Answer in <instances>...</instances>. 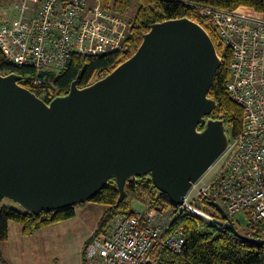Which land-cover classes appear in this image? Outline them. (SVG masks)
<instances>
[{
	"label": "water",
	"instance_id": "obj_1",
	"mask_svg": "<svg viewBox=\"0 0 264 264\" xmlns=\"http://www.w3.org/2000/svg\"><path fill=\"white\" fill-rule=\"evenodd\" d=\"M136 53L86 87L51 102L0 73V209L38 215L91 201L111 181L123 202L130 180L150 177L174 205L226 151L224 123L208 119L222 57L207 30L183 17L151 25ZM200 128H203L200 130ZM214 224L242 235L224 208Z\"/></svg>",
	"mask_w": 264,
	"mask_h": 264
},
{
	"label": "built area",
	"instance_id": "obj_2",
	"mask_svg": "<svg viewBox=\"0 0 264 264\" xmlns=\"http://www.w3.org/2000/svg\"><path fill=\"white\" fill-rule=\"evenodd\" d=\"M192 5L208 34L230 50L231 76L223 88L241 108L242 131L211 167L219 164L214 178L200 185L204 175L171 214H151L147 207L115 218L105 237L86 247V264H148L157 247L181 252L186 242L183 227L171 229L181 213L215 221L190 202L194 191L195 199L217 202L230 219L244 215L247 230L261 225L264 232V15ZM128 30L127 18L103 0H37L36 6L26 1L0 6V51L15 66L33 67L38 86L46 74L65 69L74 55L128 51Z\"/></svg>",
	"mask_w": 264,
	"mask_h": 264
},
{
	"label": "trees",
	"instance_id": "obj_3",
	"mask_svg": "<svg viewBox=\"0 0 264 264\" xmlns=\"http://www.w3.org/2000/svg\"><path fill=\"white\" fill-rule=\"evenodd\" d=\"M109 9L118 15H125L132 6V0H103ZM138 9L134 18L128 20V35L126 44L128 51L124 53L113 52L110 55L98 56L74 55L67 63V67L55 75L46 74L43 85L35 83L36 71L29 66H15L0 51V73H14L20 76V85L34 92L40 99L51 102L56 97L68 94L72 82L77 80L78 87H86L101 79L114 68L132 57L143 41V35L151 28V25L169 19H180L183 17L204 24L199 12L192 4L208 5L230 11H247L256 16L264 15V0H137ZM191 6H190V5ZM214 46L222 57V65L214 78V83L209 91V97L213 99L217 107L209 115L208 119L222 121L234 138L242 131L243 114L241 108L224 90V84L231 76L230 50L224 49L220 42L211 34ZM203 128H200L202 130ZM126 193L123 202L118 203L119 190L114 181L106 185L102 191L95 196L92 202H98L106 206L104 214L98 222L94 234L85 243L84 260L86 258V247L94 239L104 238L110 223L119 216H131L138 212L132 208L134 202H140L148 207L151 214L164 212L165 208L175 209L167 195L160 193L154 188L150 177H141L130 180L125 186ZM204 211L221 220L220 214L214 206L210 205L212 200L201 198ZM144 208V209H145ZM74 207L61 209L55 212H41L38 215L24 212L22 209H11L2 207L0 209V243H4L9 237V224L17 222L22 228L24 237H28L42 228L59 224L62 221L73 218ZM232 219V218H231ZM233 221V219H232ZM234 223V221H233ZM183 227L186 236L185 246L179 253H173L163 247H157L152 253V261L148 264H264V245L245 242L235 236L231 231L221 230L214 222H209L192 212L181 213L171 225V229ZM235 226V224H234ZM235 229L237 227L235 226ZM242 235L254 239H263L262 226L253 227ZM0 260H3L0 252ZM86 261V260H85Z\"/></svg>",
	"mask_w": 264,
	"mask_h": 264
},
{
	"label": "rangeland",
	"instance_id": "obj_4",
	"mask_svg": "<svg viewBox=\"0 0 264 264\" xmlns=\"http://www.w3.org/2000/svg\"><path fill=\"white\" fill-rule=\"evenodd\" d=\"M27 2L28 5H37V0H0V6H8L10 4H18ZM138 9L137 0H132L131 9L124 16L130 20L134 18V14ZM1 16H6L5 13ZM15 22V17H12ZM228 136L232 140L231 129H228ZM219 164H216L202 179V183L214 178ZM196 191L191 193L190 202L198 209H203L201 200L195 199ZM2 207L21 210L20 206L15 202L4 199L1 203ZM134 210L142 212L145 208L144 204L134 202L132 205ZM106 206L92 201H86L83 204L74 206V216L71 219L62 221L59 224L51 225L48 228L39 229L31 236L21 240L20 225L17 222L9 224V243L11 249L15 252L14 258L18 264H86L84 260L85 243L94 234L98 227V222ZM164 214L172 213L171 208H165ZM235 226L243 234L248 232V219L244 215H237L232 218ZM208 221V220H207ZM17 227V228H16ZM0 243V252L3 251ZM2 264H7L4 259L0 260Z\"/></svg>",
	"mask_w": 264,
	"mask_h": 264
},
{
	"label": "crops",
	"instance_id": "obj_5",
	"mask_svg": "<svg viewBox=\"0 0 264 264\" xmlns=\"http://www.w3.org/2000/svg\"><path fill=\"white\" fill-rule=\"evenodd\" d=\"M17 233L18 234L20 233L21 240H24L23 238H25V237L22 234V228H21V231H17ZM10 242H11V240L8 237V239L5 240L4 244L2 245L1 248H3V251L5 252V253H2V257L7 264H18L15 261V258H14L15 252L11 249V246L9 244ZM0 264H2V263L0 262Z\"/></svg>",
	"mask_w": 264,
	"mask_h": 264
}]
</instances>
